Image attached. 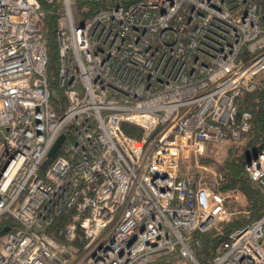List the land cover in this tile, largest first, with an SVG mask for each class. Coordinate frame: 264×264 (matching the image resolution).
<instances>
[{
    "label": "built area",
    "instance_id": "built-area-1",
    "mask_svg": "<svg viewBox=\"0 0 264 264\" xmlns=\"http://www.w3.org/2000/svg\"><path fill=\"white\" fill-rule=\"evenodd\" d=\"M45 1L63 107L47 80L46 11L0 0V217L17 225L0 237V264H199L193 234L242 199L199 159L249 131L238 100L264 72V0H144L85 20L83 0ZM244 168L264 195V146ZM60 215L63 242L46 232ZM210 264H264V213Z\"/></svg>",
    "mask_w": 264,
    "mask_h": 264
},
{
    "label": "trees",
    "instance_id": "trees-1",
    "mask_svg": "<svg viewBox=\"0 0 264 264\" xmlns=\"http://www.w3.org/2000/svg\"><path fill=\"white\" fill-rule=\"evenodd\" d=\"M38 1L41 8L46 11L44 31L48 50L46 67L48 85L57 94V97L51 101L53 105H61L63 107L64 100L55 81L58 61L57 45L54 36L56 18L55 14L50 11L55 6L49 5L45 0ZM139 1L144 0H83L76 5L74 11L79 19L85 20L97 11L112 5L127 6ZM256 83L257 85L253 91L242 93L238 100V114L248 112L251 115L249 131L242 135L241 142L236 143L228 140L230 141L229 146H227V149L223 152L224 154L220 159L213 156L214 151L211 148H214L215 144L208 145L206 147L209 152L208 157H200L199 159V162L204 165H214L216 170L224 175V183L219 188L220 191L228 192L235 187L239 188L242 196L246 198L248 210L246 214H233L229 221L220 223L207 232H195L193 234V239L198 243L194 247V256L199 264H210L215 255L216 248L227 240L232 232L257 220L264 213V195L250 181L244 168L247 160L256 155L264 146V72L256 78ZM58 111H61V109H58ZM122 129L130 137H140L141 131L138 127L124 124L122 125ZM45 162V165H47L50 159H47ZM231 204V200L226 202L227 209L230 211ZM67 222V215L56 217L51 226L46 229L47 234L57 241L63 242V237L60 232ZM16 226V223L10 217H0V237L8 231L14 230ZM152 264H187V262L178 254H171L157 259Z\"/></svg>",
    "mask_w": 264,
    "mask_h": 264
},
{
    "label": "rangeland",
    "instance_id": "rangeland-1",
    "mask_svg": "<svg viewBox=\"0 0 264 264\" xmlns=\"http://www.w3.org/2000/svg\"><path fill=\"white\" fill-rule=\"evenodd\" d=\"M51 42V41H50ZM51 44V43H50ZM241 139V138H240ZM236 143H240L241 140H238V141H234ZM229 143L230 141L228 140H224V141H221L220 143L218 144H215L214 148L212 147V151L213 152V156L217 157L218 159H220L222 157V155L224 154L223 152L227 149V146H229ZM209 155V152L208 150L206 149L205 150V153L203 156L201 157H208ZM207 166L213 168V169H216L214 165H210V164H206ZM194 174H196L195 171H193ZM241 198H239L238 200H233V198H230L228 200H231L232 201V204H231V211L228 210V212H230V217L235 214V213H241V214H246L248 212L247 210V202H246V198H244L243 196L240 195ZM227 200V201H228ZM245 212V213H244Z\"/></svg>",
    "mask_w": 264,
    "mask_h": 264
},
{
    "label": "water",
    "instance_id": "water-1",
    "mask_svg": "<svg viewBox=\"0 0 264 264\" xmlns=\"http://www.w3.org/2000/svg\"><path fill=\"white\" fill-rule=\"evenodd\" d=\"M52 97L56 96V93L54 91L51 92ZM64 140V135L61 134L53 143L51 149L49 150L48 154H47V158H52L55 153L57 152V150L59 149L60 145L62 144ZM248 161V160H247Z\"/></svg>",
    "mask_w": 264,
    "mask_h": 264
}]
</instances>
